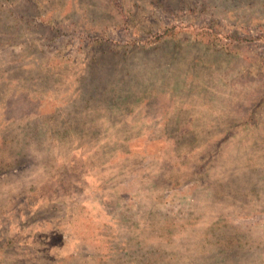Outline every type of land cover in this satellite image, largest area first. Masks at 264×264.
<instances>
[{
	"label": "rangeland",
	"instance_id": "1",
	"mask_svg": "<svg viewBox=\"0 0 264 264\" xmlns=\"http://www.w3.org/2000/svg\"><path fill=\"white\" fill-rule=\"evenodd\" d=\"M0 264H264V0H0Z\"/></svg>",
	"mask_w": 264,
	"mask_h": 264
},
{
	"label": "trees",
	"instance_id": "2",
	"mask_svg": "<svg viewBox=\"0 0 264 264\" xmlns=\"http://www.w3.org/2000/svg\"><path fill=\"white\" fill-rule=\"evenodd\" d=\"M168 31H170V29H168Z\"/></svg>",
	"mask_w": 264,
	"mask_h": 264
}]
</instances>
